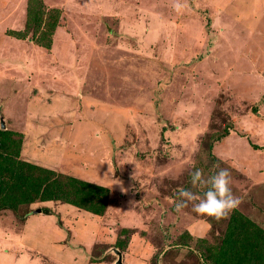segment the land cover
I'll return each mask as SVG.
<instances>
[{"label": "rangeland", "instance_id": "obj_1", "mask_svg": "<svg viewBox=\"0 0 264 264\" xmlns=\"http://www.w3.org/2000/svg\"><path fill=\"white\" fill-rule=\"evenodd\" d=\"M31 3L43 46L9 36L26 35L29 0H0L5 130L18 159L109 196L103 215L61 201L1 209L0 264H58L39 252L61 260L59 244L74 264H114L113 248L124 264H237L235 211L264 230V0ZM216 165L239 207L220 221L191 204L177 213L190 173ZM30 215L48 221L23 239Z\"/></svg>", "mask_w": 264, "mask_h": 264}, {"label": "trees", "instance_id": "obj_2", "mask_svg": "<svg viewBox=\"0 0 264 264\" xmlns=\"http://www.w3.org/2000/svg\"><path fill=\"white\" fill-rule=\"evenodd\" d=\"M31 2L33 0H29L28 16L30 19L27 18L25 23L26 35L21 33L24 32L23 30H15L14 35L9 36L14 38L20 36V39H37L40 43L38 45L43 46V41H40L42 39V23L39 21L41 16L37 14L32 19L31 15L35 9L37 13L42 14V12L35 3L32 5ZM33 20L36 21L34 26L33 23H30ZM248 142L252 145L249 139ZM248 142L246 146H248ZM19 143L21 142L15 140L8 131L0 129V210L19 211L22 205L30 207L36 202L61 201L97 215H103L106 212L108 189L82 182L74 177H64L53 171L50 172L51 170L18 159L21 149ZM254 148L255 150L264 149L255 145ZM224 152L226 153L227 150L225 149ZM218 156L220 157H214L216 164L226 162L223 160L227 158L226 155L219 153ZM29 212L25 213V218ZM42 212L47 215L49 213L48 209L43 208ZM235 213L233 223H240V225L235 229L238 233L229 234V242L231 249L236 254L234 258L237 256V264H264V230L258 222H252L249 217L239 211H235ZM43 258L48 260L45 256Z\"/></svg>", "mask_w": 264, "mask_h": 264}, {"label": "clouds", "instance_id": "obj_3", "mask_svg": "<svg viewBox=\"0 0 264 264\" xmlns=\"http://www.w3.org/2000/svg\"><path fill=\"white\" fill-rule=\"evenodd\" d=\"M181 7L179 3L176 4L177 10ZM216 167L219 168V165ZM189 183L191 188H181L177 193L180 198L175 204L177 213L191 204L192 210L197 214L220 221L228 219L241 203L231 190V178L227 169L219 168L208 176L204 175L202 169H195L190 173Z\"/></svg>", "mask_w": 264, "mask_h": 264}, {"label": "crops", "instance_id": "obj_4", "mask_svg": "<svg viewBox=\"0 0 264 264\" xmlns=\"http://www.w3.org/2000/svg\"><path fill=\"white\" fill-rule=\"evenodd\" d=\"M233 136H230V137H227V138H225L224 139V144H225V146H227L226 145V142L228 141V140H230V139H234V138H232ZM236 139H234L235 141H233L234 142V144L235 143H237V139H239V138H237V137H235ZM241 140H243V139H241ZM238 142H240L239 140H238ZM260 147H262V146H260ZM232 148V146H230V149ZM231 150H227V152L225 153V155H226V157L227 158H225V159H228V160H230L231 159V157L233 156H230V155H228V153L230 152ZM264 151L263 149H260V157H264V154L262 153V152ZM251 156H252V158L253 157H255V155L254 154H251ZM251 158V159H252ZM31 216V215H30ZM29 216V217H30ZM47 215H43V216H39V218H41L40 219V222H38L37 220L38 219H34L35 217L34 216H31L30 217V219H28L29 220V227L30 226H32L33 227V229H30L27 225H25L24 226V228H23V230H21V236H22V238L23 239H25V238H27V239H32L30 236H29V234L33 231V230H36V228H37V223H36V221L38 222V224L40 225V227H42L43 225H45L46 224V222L48 221V218L46 217ZM28 217V218H29ZM37 217V216H36ZM36 220V221H35ZM208 226H209V228H207L205 231H206V233H208L209 232V230H210V225L208 224ZM204 228V227H203ZM202 227L200 228L201 230L203 229ZM194 229H197V228H194ZM199 229V230H200ZM197 232V231H196ZM198 233V232H197ZM200 238H202L201 237V235H200ZM54 240V239H53ZM59 240H64V239H59ZM64 243V241H61L60 243ZM59 247H60V249L62 250V253H63V255H64V257L61 259V260H59V259H57V258H52L50 255H44V254H42V253H40L39 252V255L43 258V256H45V257H47V258H50V259H52L53 261L54 260H56L57 261V263H60V264H74V263H71V259L72 258H74V255H71V252H68V253H65V252H67V249H66V247H64V246H61L60 244H59ZM6 249H8V248H3L2 250H1V252L3 251V250H5L6 252V255L7 256H9L10 254H11V250L10 249H8V250H6ZM37 254V253H36ZM71 257V259L69 260V258ZM49 260V259H48ZM74 261L75 262H79L78 261V258H74ZM77 264H79V263H77Z\"/></svg>", "mask_w": 264, "mask_h": 264}, {"label": "water", "instance_id": "obj_5", "mask_svg": "<svg viewBox=\"0 0 264 264\" xmlns=\"http://www.w3.org/2000/svg\"><path fill=\"white\" fill-rule=\"evenodd\" d=\"M0 127L3 130H5L7 128L6 119H5L4 114H3L2 106L0 107ZM35 212H36V214H39V213H41V210L38 209ZM109 254H113L116 256V261L114 264H124V260H123L124 255L120 249L113 248L106 253V255H109Z\"/></svg>", "mask_w": 264, "mask_h": 264}]
</instances>
